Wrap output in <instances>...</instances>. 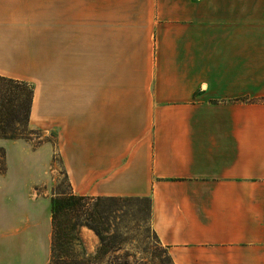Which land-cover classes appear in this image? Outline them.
I'll return each instance as SVG.
<instances>
[{
    "label": "crops",
    "instance_id": "0c3cea01",
    "mask_svg": "<svg viewBox=\"0 0 264 264\" xmlns=\"http://www.w3.org/2000/svg\"><path fill=\"white\" fill-rule=\"evenodd\" d=\"M78 3L0 0V75L34 85L28 127L57 138L36 148L0 139V264L50 263L57 152L74 194L149 198L151 228L174 264H264V105L137 89L135 78L182 83L166 69L176 57L143 54L131 39L121 77L114 17L105 28L103 11ZM252 47L264 67V44ZM248 50L209 42L201 61L246 66ZM41 51L47 67L28 61Z\"/></svg>",
    "mask_w": 264,
    "mask_h": 264
},
{
    "label": "rangeland",
    "instance_id": "374dc122",
    "mask_svg": "<svg viewBox=\"0 0 264 264\" xmlns=\"http://www.w3.org/2000/svg\"><path fill=\"white\" fill-rule=\"evenodd\" d=\"M71 1L80 2L77 9L86 6L88 11H103L105 28L112 26L114 17L113 25L119 28L121 77L130 74L131 39L143 54L150 47L155 55L163 51L176 57L175 65L168 64L166 69L169 75L183 76L182 83H177L180 78H135L137 89L143 90L146 85L151 91H177L180 96L194 90L198 100L264 105V97L260 96L264 91V67L255 66L252 57L257 52L251 50L256 44H264V0H219L216 4L211 0ZM214 41L248 45L247 52H239L248 54L247 65L215 67L201 61L209 54L208 43ZM47 59V52L41 51L32 52L28 61L47 67ZM31 131L24 132L29 140H22L33 148L46 140L56 145L54 132L44 137L39 131ZM52 170L51 193L68 192L58 152ZM103 207L109 212L99 220L104 241L90 228L79 226L73 243L58 242L49 264H172L151 228L148 200H95L85 206L89 213Z\"/></svg>",
    "mask_w": 264,
    "mask_h": 264
},
{
    "label": "trees",
    "instance_id": "16d2710c",
    "mask_svg": "<svg viewBox=\"0 0 264 264\" xmlns=\"http://www.w3.org/2000/svg\"><path fill=\"white\" fill-rule=\"evenodd\" d=\"M34 90V85L28 82L0 75V139L29 140V138H25L24 132L27 130L31 131L29 130L28 124L33 103ZM5 156V150L0 148L1 174L6 171ZM64 175L69 185V191L60 192V190H56L51 197L53 227L52 254H54L58 242L73 243V240L76 239L74 231L79 226H86L90 228L102 241H104L99 220L106 214L109 215V212H107V209L103 207L101 210L97 208L94 212L89 213L85 206L90 201L95 200H108L113 202L124 199L116 197H86L76 195L72 191L65 172ZM144 199L150 202L151 214V200L149 198ZM166 254L170 259V262L174 264L167 252Z\"/></svg>",
    "mask_w": 264,
    "mask_h": 264
}]
</instances>
